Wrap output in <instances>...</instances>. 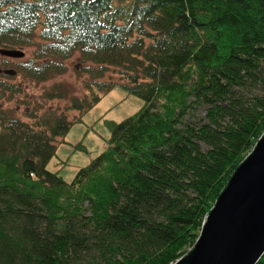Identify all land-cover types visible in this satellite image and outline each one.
<instances>
[{
	"label": "trees",
	"instance_id": "16d2710c",
	"mask_svg": "<svg viewBox=\"0 0 264 264\" xmlns=\"http://www.w3.org/2000/svg\"><path fill=\"white\" fill-rule=\"evenodd\" d=\"M28 47L6 80L45 83L77 56L84 92L45 86L65 106L29 100L26 119L0 105V264L185 256L264 134V0H0V48ZM116 86L144 105L107 121L105 149L67 182L48 169L58 144ZM21 91L0 81V98Z\"/></svg>",
	"mask_w": 264,
	"mask_h": 264
},
{
	"label": "water",
	"instance_id": "95a60500",
	"mask_svg": "<svg viewBox=\"0 0 264 264\" xmlns=\"http://www.w3.org/2000/svg\"><path fill=\"white\" fill-rule=\"evenodd\" d=\"M24 57L18 49H1ZM264 254V134L231 176L188 254L171 264H257Z\"/></svg>",
	"mask_w": 264,
	"mask_h": 264
},
{
	"label": "rangeland",
	"instance_id": "374dc122",
	"mask_svg": "<svg viewBox=\"0 0 264 264\" xmlns=\"http://www.w3.org/2000/svg\"><path fill=\"white\" fill-rule=\"evenodd\" d=\"M35 48L28 47L24 49L26 52L24 57L13 58L7 64L4 63L3 55L0 54V70L7 68L16 69L21 62H26L33 55ZM66 64L68 65V70L65 74L54 77L45 83L32 81L23 77L22 74L15 75L13 79H9L8 81L4 78V75L0 74L1 82H13L22 87L20 94H17L18 96L9 95L0 98V105L8 109L15 117L26 119L25 111L27 106L24 103L29 100L33 104H38V102L43 103L44 99L41 98L44 93L43 88L45 86H52L56 81L65 82L72 94H82L84 92L81 88L82 79H79L77 76V70L81 68V64L77 56L67 60ZM84 77L88 76L85 75ZM42 103L38 105H43ZM44 103L45 108L54 109L58 113L61 110H58L57 107H64L66 104L63 100H51ZM143 105L144 101L142 98L130 94L121 86H116L109 93L105 94L90 111L83 114L80 121L73 123L64 141L58 144L57 153L49 162L48 169L58 171L67 182H72L79 168L88 165L92 159L105 149L106 141L111 136V130L106 122H120L134 115ZM74 114H77V112L73 111L70 113L71 116ZM80 143L85 146V149L78 147ZM190 250L192 248L186 254Z\"/></svg>",
	"mask_w": 264,
	"mask_h": 264
}]
</instances>
